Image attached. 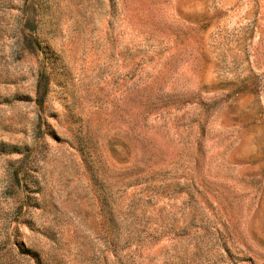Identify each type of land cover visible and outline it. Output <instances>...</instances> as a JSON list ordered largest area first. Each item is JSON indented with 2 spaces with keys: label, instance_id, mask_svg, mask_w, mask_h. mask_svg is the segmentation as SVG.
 Here are the masks:
<instances>
[{
  "label": "rangeland",
  "instance_id": "374dc122",
  "mask_svg": "<svg viewBox=\"0 0 264 264\" xmlns=\"http://www.w3.org/2000/svg\"><path fill=\"white\" fill-rule=\"evenodd\" d=\"M0 264H264V0H0Z\"/></svg>",
  "mask_w": 264,
  "mask_h": 264
}]
</instances>
